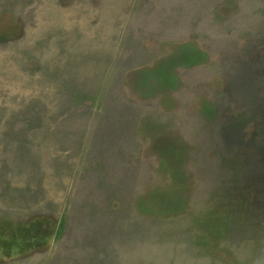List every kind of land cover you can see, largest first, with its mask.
Here are the masks:
<instances>
[{
  "label": "rangeland",
  "instance_id": "374dc122",
  "mask_svg": "<svg viewBox=\"0 0 264 264\" xmlns=\"http://www.w3.org/2000/svg\"><path fill=\"white\" fill-rule=\"evenodd\" d=\"M262 247L264 0H0V264Z\"/></svg>",
  "mask_w": 264,
  "mask_h": 264
},
{
  "label": "clouds",
  "instance_id": "9594fccd",
  "mask_svg": "<svg viewBox=\"0 0 264 264\" xmlns=\"http://www.w3.org/2000/svg\"><path fill=\"white\" fill-rule=\"evenodd\" d=\"M244 264H264V247L248 255Z\"/></svg>",
  "mask_w": 264,
  "mask_h": 264
},
{
  "label": "trees",
  "instance_id": "16d2710c",
  "mask_svg": "<svg viewBox=\"0 0 264 264\" xmlns=\"http://www.w3.org/2000/svg\"><path fill=\"white\" fill-rule=\"evenodd\" d=\"M216 225L218 226V225H219V223H218V222H216V223H215V226H216ZM218 232H219V231L217 230V231H216V234H218Z\"/></svg>",
  "mask_w": 264,
  "mask_h": 264
},
{
  "label": "crops",
  "instance_id": "0c3cea01",
  "mask_svg": "<svg viewBox=\"0 0 264 264\" xmlns=\"http://www.w3.org/2000/svg\"><path fill=\"white\" fill-rule=\"evenodd\" d=\"M82 52V51H81ZM84 52V51H83Z\"/></svg>",
  "mask_w": 264,
  "mask_h": 264
}]
</instances>
